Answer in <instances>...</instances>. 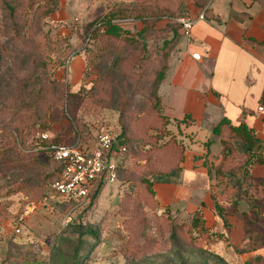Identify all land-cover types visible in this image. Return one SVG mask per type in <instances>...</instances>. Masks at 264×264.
Here are the masks:
<instances>
[{
  "label": "rangeland",
  "instance_id": "374dc122",
  "mask_svg": "<svg viewBox=\"0 0 264 264\" xmlns=\"http://www.w3.org/2000/svg\"><path fill=\"white\" fill-rule=\"evenodd\" d=\"M136 1L141 2L0 0V95L9 93L5 82L10 88L20 84L16 74L9 79L4 73L21 50L29 57L26 64L14 60L19 76L35 66V89L39 81L43 84L42 76L53 82L44 87L49 105L38 111L43 119L31 127L38 130L43 124L44 130L26 142L7 134L11 125L0 113V153H7L4 167L0 155V264H264V177L255 179L243 195L232 186L236 180L215 179L220 158L206 162L207 178L182 184L188 146L181 128L162 120V78L179 43L178 38L171 44L164 32L169 22L125 30L130 36L108 43L113 54L100 57L90 28L113 6ZM165 1L180 13L197 10V0ZM2 4L13 8L16 29L5 30L9 13ZM23 94L24 99L31 97ZM2 104L0 100V108ZM103 130L114 139L121 130L122 137L114 140L96 198L53 199L54 163L40 150L45 142L36 141V135L61 144L77 141L88 149ZM172 144L182 154L179 171L158 181L168 180L189 193L166 205L162 185L152 175L145 181L142 177L152 154ZM37 160L47 168L40 179ZM28 179L29 189L9 188Z\"/></svg>",
  "mask_w": 264,
  "mask_h": 264
},
{
  "label": "crops",
  "instance_id": "0c3cea01",
  "mask_svg": "<svg viewBox=\"0 0 264 264\" xmlns=\"http://www.w3.org/2000/svg\"><path fill=\"white\" fill-rule=\"evenodd\" d=\"M209 10L213 20L197 22L187 37L180 35L162 87L163 116L181 128L188 146L183 185L195 177L207 178L206 162L219 161L221 148L212 140V129L223 118L244 123L264 143V113L256 112L264 104V51L246 41L264 39V0H211ZM140 25L118 26L138 31ZM185 116L190 125H179ZM250 175L264 177V164L253 165ZM160 191L166 194V205L189 193L173 185H162Z\"/></svg>",
  "mask_w": 264,
  "mask_h": 264
},
{
  "label": "trees",
  "instance_id": "16d2710c",
  "mask_svg": "<svg viewBox=\"0 0 264 264\" xmlns=\"http://www.w3.org/2000/svg\"><path fill=\"white\" fill-rule=\"evenodd\" d=\"M209 1L211 2V0H197L196 3L197 13L203 12L204 21L213 20V18L209 15ZM169 4L170 3L166 1L163 3L162 0H141V2H129L124 7H118L115 5L112 8L108 9L107 12L103 16H101L102 18L98 20L97 24L91 27L89 30L91 37L97 42V49L101 48L99 49L101 51L100 57L104 58L113 54L111 53L112 46H107L108 43H117V41L122 42L123 39H125V36H130L127 31L121 30L119 28V26L116 24L117 21L133 20L143 25L144 28H155L163 20L175 19L184 14H187L185 12L180 13V10L176 11L175 7L169 8ZM2 5L3 8L9 13V15L7 14V17H9V21L5 27V30L8 31L9 27H11V29H16V24L13 23L15 15L11 12L13 8H10L5 4ZM163 27L164 29H166L164 32L167 35H170L169 41L172 42L171 44H176L178 38H180L179 26L175 23H166ZM93 35H95V37ZM16 38V40L18 41L19 37ZM246 41L251 48L258 51H264V39L261 42H255L253 40ZM28 57V53L24 52V50H21L17 53V56L14 60L20 58L22 59L23 64L25 59ZM2 59V54H0V65L3 61ZM14 60H10V62L12 61L10 65L11 69L8 68L4 74H9V79L12 78L14 74H16V78L20 77V84L19 82H15L11 85L10 88L9 83L5 82L3 88H9V93L6 96L0 95V100L3 102L0 108V113L2 114L3 118L7 117V123L11 125L10 128L5 129L7 134H9V136H11L12 138H14L15 136L14 139L18 142H26L31 135L39 133L40 131L42 132L44 130L43 124L39 126L38 130H33V128L31 127L34 121H41L43 119L42 113L38 114V111H40L42 107L45 108L49 105V99H44L47 91L44 89V87H46L45 84L50 86L53 84V82L46 80L44 76H42L43 78L41 79L43 84H41V81H39L38 88L35 89L33 84L36 80L34 76L36 74L34 68L35 66L30 67V70L28 69L27 72L23 71V74L19 76L18 70H14L15 66L12 65L14 63ZM24 64L26 63L24 62ZM38 69L40 70V67ZM167 69L165 71V74L167 72ZM165 74L163 75L162 81H164ZM126 79L131 78L126 77ZM3 83L4 82L1 83V86ZM27 90L32 91V93ZM23 92L31 94V97L24 99ZM13 97L15 98V100H13ZM12 108H14V110H12ZM23 108H26L30 111L25 110L23 112ZM35 113H37V115H35ZM30 118H32L33 120L29 121ZM162 120L164 123L167 122V119L164 116L162 117ZM179 123L185 126H189L191 121L188 116H185L184 119ZM121 137L122 132L120 130L119 136H117L115 139L118 141L121 139ZM212 140L218 141L221 148V160L220 163L214 169L215 179L222 180L224 178H228L236 180L235 182H233L232 186L238 189L239 191L243 192V195H246V193L248 192V188L250 187L252 182L254 183L255 179H259L251 177L250 170L253 165L264 164V143L258 141L255 138L253 131L249 129L244 123L241 122L233 126L227 118H223L217 125L213 127ZM73 143L64 145H72ZM49 144L61 143L51 141L44 143V145ZM172 145L174 146V144ZM5 146L6 148H8L7 145ZM8 150L9 152L11 151L10 146ZM162 151L163 152L161 154L159 152L152 154V159L149 163L147 162L148 166L146 168V171L143 172L142 179L145 181L146 175L148 174L154 176V178L156 179L155 183L161 185H175V183H172L168 180L158 181V179L161 177V175H169L173 172L175 174L178 173L179 163H181L182 161V154L179 152V148H176L175 146H169L168 148L166 147ZM36 153H38V156L39 154H41V152H35V155ZM0 155L5 157V159L3 160L2 167H4V165L7 166V153H0ZM44 156L47 157L46 155ZM50 160L52 161L51 158ZM40 161L41 160H37L36 162H34V168L36 170L35 172L38 173L36 175L38 179H40V176H43L42 174L45 172V170H47L46 166ZM53 163V172L56 175L57 179L59 173L61 172L62 166L61 164L55 162ZM155 169H157L158 173L160 174H155ZM102 176H100L95 186L90 191L87 199L93 201L98 195L101 188L100 180ZM45 177L46 176H44V178ZM136 184L145 186V182H136ZM30 187H32V180L28 179L24 182L14 184V186L9 188L16 191L17 189L20 191H24L26 189H29ZM87 234L89 236H92V233L90 231H88ZM81 236L82 235L78 234L79 239Z\"/></svg>",
  "mask_w": 264,
  "mask_h": 264
},
{
  "label": "built area",
  "instance_id": "2783aa9c",
  "mask_svg": "<svg viewBox=\"0 0 264 264\" xmlns=\"http://www.w3.org/2000/svg\"><path fill=\"white\" fill-rule=\"evenodd\" d=\"M203 20V12H198L195 15L184 14L178 18L164 21L178 25L180 35L187 37L193 26ZM134 22L136 21L124 20L117 21L116 24L120 26L124 23ZM197 57L196 54L191 56L193 59ZM256 112L263 114L264 104H259ZM35 138L36 141L41 143L48 141L47 135L44 134H37ZM114 140L111 131L103 130L88 149L80 148L76 143L77 141L72 145L49 144L41 147L40 150L45 152L53 162L62 166L61 172L55 181L53 199L69 202L86 200L100 176L105 173L106 163L113 151Z\"/></svg>",
  "mask_w": 264,
  "mask_h": 264
}]
</instances>
